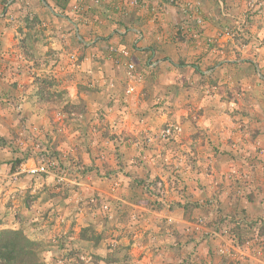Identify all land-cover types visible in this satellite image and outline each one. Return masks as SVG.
<instances>
[{"label":"crops","instance_id":"1","mask_svg":"<svg viewBox=\"0 0 264 264\" xmlns=\"http://www.w3.org/2000/svg\"><path fill=\"white\" fill-rule=\"evenodd\" d=\"M90 1L0 0V99L8 103L0 119V229L35 241L61 234L111 264L191 257L264 264V113L255 119L249 111L243 132L240 116L229 121L221 96L209 95L211 86L238 83L252 92L264 62L235 58L216 0H136L123 13L119 0ZM197 22L198 39L218 45L196 44ZM126 48L135 82L127 81V60L112 59L111 50ZM167 125L182 132L161 140ZM37 136L52 143L61 166H83L79 177L68 175L67 189L54 175H22L9 186L21 162L35 165ZM233 170L246 178L231 182ZM174 178L182 192L168 194L169 208L144 189ZM91 197L109 202V211L86 205ZM85 229L93 239L79 237Z\"/></svg>","mask_w":264,"mask_h":264},{"label":"rangeland","instance_id":"2","mask_svg":"<svg viewBox=\"0 0 264 264\" xmlns=\"http://www.w3.org/2000/svg\"><path fill=\"white\" fill-rule=\"evenodd\" d=\"M216 1H218L217 3L219 4V6L221 7L223 11V21H222V24L220 25L223 29L222 34L228 37L227 38L228 43L233 46V50H234L233 55H235V58L240 59L239 57L243 55H249V56L251 55L252 57H245V60L249 59L251 61H254L257 63V65H258V62H262V61L264 62V53L263 55H261V52H260L261 49L264 48V0H229V5H227L228 7L226 6L227 4L226 0H216ZM201 26H202V22H197L195 32L193 33V35H191V38L196 41V44L202 43L201 45H204V44L212 45L214 47L215 45H218L216 40H214L213 38L210 39V38L203 37L204 39L202 40L198 39L201 33L200 31ZM21 47H23L22 44H21ZM221 50L223 51V49H219L220 52H222ZM119 51L115 50L114 52H111L115 55L113 56L112 59L114 61H121V60L129 61L130 53L127 51L128 57L127 59H125L120 55ZM46 52L49 53L50 49L49 51H46ZM230 52H231L230 50L225 51V49L223 51L224 54L226 53L228 54ZM256 63H253V64L256 65ZM254 73L257 74V70L254 71ZM259 74L264 79V73L259 72ZM125 75H126V68H125ZM263 79L257 80V82L258 81L259 82L254 86V89L252 90V92H249V90L243 91L242 87L240 86V83L237 84L238 86L237 85H234V86L224 85L222 87V90L219 89V86H216V85L210 87L211 89L209 90V95H212V97H217V98L218 96L219 97L221 96L220 100H221L222 105L224 106L225 113H227V115L230 118L229 121L232 120V118L237 117V115L240 116V119H239L240 128L243 130V132H247L248 130L244 127V118L249 117L248 115V113L250 114L249 111L251 110L254 111V113H252L253 115H255L256 113L257 114L259 113L262 116V113H264L263 111L264 109V80ZM127 81L135 82V80H127ZM131 84H133L134 86V83H131ZM134 91L135 90H133L130 93H133ZM252 99H254L253 104L251 102ZM3 104H8V103L1 101L0 99V119L2 117L1 115L2 111H4L2 110ZM12 105L14 107V110L18 112L20 116L22 105L18 102H14ZM257 118L258 117L256 116L255 119ZM171 126H177V125H167L163 129H161V131L158 134V137L161 140H168L169 138L174 137V136H171V137L166 138L161 135L164 130H166L168 127H171ZM178 127L180 128V126ZM30 137H32L30 136V134L24 135L23 140L26 142ZM37 138L38 139L34 141L35 150L32 154V157L35 160V165L37 164V161H36L37 157L40 156L39 151L43 150L44 148L47 149L49 152H51V155L53 157H56L54 154L55 149L52 143L46 142L43 146V144L40 143V142H43L42 137L37 136ZM117 141H118L117 143L119 144V139ZM100 154L103 156L102 152ZM162 164L164 168L170 167L171 175L174 177L175 176L174 175L175 165H173L172 161H169L168 158L164 157L162 158ZM21 167H26V166L24 163L21 162L16 172L13 173L9 178L8 180L9 186L14 185L16 182H18L19 178L22 175L39 176V177L44 176L40 174H36V175H31V174H26V173L18 174L20 172ZM60 167L64 171L65 176L62 177V181H57L55 179L54 184L57 187H59V189H64V188L67 189L66 185H67V180L69 178L68 175L79 177L81 174H83V171H84L82 165L74 166L72 168H71V165H68V166L66 165V167L60 165ZM27 168H30V167H27ZM237 174L238 175L240 174V179L246 178L244 175H247V173H243V172L238 173L237 171L233 170L229 173L228 179L231 182L236 181V176H238ZM174 182H177L175 181V178L173 179V181H170V182L169 181L165 182L164 180H161V179L156 180V181L146 182L144 185V189L146 190L147 194H151L155 202L161 204L163 207L165 206L166 208L167 207L169 208L170 206H168V203L166 204V201L169 202L168 194L170 193L171 195V191L182 192V189L180 188V186ZM158 183H160V186H161L160 190L156 189V185ZM116 187L117 185L114 183L112 189H115ZM68 189L69 191H71V188H68ZM63 191L64 193L67 192V190H63ZM84 203L90 207L100 208L101 211H109L110 209V207L108 206V204L110 205V203L104 202L103 199L101 198L91 197L89 200L85 201ZM168 221L170 222V220ZM200 224H201V221L197 220V225H200ZM0 230H12V229H0ZM16 230L22 231V233L27 237L28 240L38 245L39 258L43 264H109V263L111 264L113 263V261H108L106 259H100L94 256H91L92 258H90V256H87L86 250L83 247H79L80 249H75L77 248V246H72V243L69 240L64 243L63 242L64 238H60V236L62 237L61 234L51 233L49 238L47 237L44 239H40L39 241H35L31 239L30 237H28L24 233L23 230L21 229H16ZM232 231H233L232 228L223 230L222 235L230 237L231 236L230 232ZM73 233L74 232L72 231L68 235L71 237ZM218 235H219V232H218ZM79 237H81L83 240H89V239L94 238L93 233L89 232L88 229L81 230L79 232ZM220 254L222 255L221 251H220ZM191 258H189L188 262L185 260L184 264H199L197 261V258H193V257Z\"/></svg>","mask_w":264,"mask_h":264},{"label":"built area","instance_id":"3","mask_svg":"<svg viewBox=\"0 0 264 264\" xmlns=\"http://www.w3.org/2000/svg\"><path fill=\"white\" fill-rule=\"evenodd\" d=\"M93 5H98L100 2L99 0H91L90 1ZM119 6H118V10L123 13L124 8L127 7H134L137 5V1L136 0H119ZM73 9L79 10L80 8V4L79 3H75L74 6H72ZM112 52H114L115 50H111ZM120 55L127 59L128 57V52L126 49H121L120 51ZM125 68H126V76L128 78V80H134L135 79V67L132 63L130 62H126L125 63ZM131 82V81H130ZM134 90V87L132 84L128 85L127 88V92L130 93ZM181 132V129L178 126H171L168 127L166 130H164L162 132V136L163 137H171V136H176L179 135ZM39 157H37L36 161L37 164L33 167L27 168V167H21L20 168V172L18 174H31V175H36V174H40V175H44V176H48V175H54L55 179L57 181H62V177L65 176L64 171L62 170V168L59 165V162L57 160L56 157H53L51 155V152H49L47 149H43L41 151H39ZM161 186L160 183H158L156 185V189L160 190Z\"/></svg>","mask_w":264,"mask_h":264},{"label":"trees","instance_id":"4","mask_svg":"<svg viewBox=\"0 0 264 264\" xmlns=\"http://www.w3.org/2000/svg\"><path fill=\"white\" fill-rule=\"evenodd\" d=\"M0 264L43 263L39 258L38 245L28 240L22 231L0 230Z\"/></svg>","mask_w":264,"mask_h":264}]
</instances>
